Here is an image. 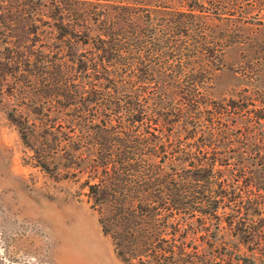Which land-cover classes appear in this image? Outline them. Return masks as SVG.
<instances>
[{
    "label": "rangeland",
    "instance_id": "1",
    "mask_svg": "<svg viewBox=\"0 0 264 264\" xmlns=\"http://www.w3.org/2000/svg\"><path fill=\"white\" fill-rule=\"evenodd\" d=\"M261 93L264 0H0V264H264Z\"/></svg>",
    "mask_w": 264,
    "mask_h": 264
},
{
    "label": "trees",
    "instance_id": "2",
    "mask_svg": "<svg viewBox=\"0 0 264 264\" xmlns=\"http://www.w3.org/2000/svg\"><path fill=\"white\" fill-rule=\"evenodd\" d=\"M98 37H99V39L102 40V43H104L103 39L101 38V34L98 35ZM101 47H103V46H101ZM101 49L107 50L105 47L101 48ZM123 49H124V47H123L122 43H115V44H112L111 46H109L108 52L110 54L121 55L124 52ZM257 101L262 105V108H254L253 110H244L241 114L242 116H244V119H246V121L248 123L253 122L254 124H260L262 119L264 120V115L262 113L263 112L262 111L263 106H264V93H261V96ZM138 107H141V106H138ZM140 109H142V107ZM143 109H144V107H143ZM110 111H111V109L109 110V112ZM128 117L134 118L135 117L134 113L129 112ZM136 120L137 119H135L134 121H136ZM112 129H113V131H117V133L120 132V130H115L114 127H112ZM181 147L182 148H179V147L176 148L175 156L181 155L184 159L187 158L188 160H190V162L192 163V167H193L194 171L197 172V175L199 176L198 178H201V180L195 179L194 180L195 182H202L204 180L203 178H207V180L212 179V181L216 180V176L213 173L214 172V166H213V164H210V163H208L202 159L204 155H201V156L195 155L192 152L191 147L190 148L187 147L186 149L183 146H181ZM167 153H168L167 151H163L162 155L167 157L166 156ZM172 155H174V154H172ZM171 156H169V157H171ZM204 174H206V176ZM109 180L113 181V177H110ZM105 181H107V179H103V180L99 181L100 183H98V184L90 185L89 188L90 189H98L100 186H104ZM154 255H155V257H158V258L161 257L160 259H162V258L166 259L167 258L165 256V254L159 253L157 250L154 251ZM241 262H242V264H255L254 261H252L249 258H243V259H241Z\"/></svg>",
    "mask_w": 264,
    "mask_h": 264
}]
</instances>
